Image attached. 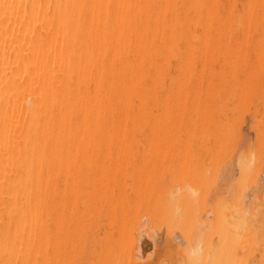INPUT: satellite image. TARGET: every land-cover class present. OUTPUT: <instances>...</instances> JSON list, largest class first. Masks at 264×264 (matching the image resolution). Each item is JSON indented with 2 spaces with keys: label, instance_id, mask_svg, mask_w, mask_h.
Here are the masks:
<instances>
[{
  "label": "bare ground",
  "instance_id": "1",
  "mask_svg": "<svg viewBox=\"0 0 264 264\" xmlns=\"http://www.w3.org/2000/svg\"><path fill=\"white\" fill-rule=\"evenodd\" d=\"M248 106L264 0H0V264H264Z\"/></svg>",
  "mask_w": 264,
  "mask_h": 264
},
{
  "label": "rangeland",
  "instance_id": "2",
  "mask_svg": "<svg viewBox=\"0 0 264 264\" xmlns=\"http://www.w3.org/2000/svg\"><path fill=\"white\" fill-rule=\"evenodd\" d=\"M251 107H252V108H251ZM249 108H250V109H249ZM252 109H253V106H248V107H247V110H245V108L243 109L244 112H243V110H242V111L240 110L241 113H238L239 110H237L236 112H234V115H235V116L233 115L234 119H235V117L237 116L236 113L241 114V116H242V114H243L242 117L239 115L241 118L238 116V117H236L235 120L233 119V120L235 121V125H236L237 122H239V120H241V121L243 120V121H242L243 125L240 126V124H242L241 121L236 125V126L239 125V126H238V130H237V133L239 134V135H238L239 138H237L238 136H236V138H237L236 140H238V139L240 140L241 137H242V139L240 140L241 143H238V142H240V141H237V144H238V145H234V147H235L236 149L234 150V147H233L234 154H233V151H232V153H231V155H230V159H231V160L234 159V158H236L237 155H240V154L242 155V153H243V156H244V154L246 155V152H247L248 150H249V151L252 150V151L254 152L253 149L255 148V151H256V147L258 148V146H256L257 143H259V144L261 145V142H263V143H262V147H264V140L261 141V142H258V141L260 140V139L258 138V137H259V133H260L259 129H258V132H259V133H257V128L260 127V130H261V128H262L263 125H264V124H263V121H262V120H264V119H263V118H260V117H262V116L264 117V115H263V113H262V110H259L260 113L258 112V110H257L256 113H254V109H253V110H252ZM249 110L253 111V112H251V114L254 113L256 117L254 116V114H252L253 116H249V113H248V112H250ZM240 111H239V112H240ZM242 112H243V113H242ZM245 112H246V113H245ZM246 114H247V115H246ZM256 114H261L262 116H261V115H256ZM245 115H246V116H245ZM244 116H245V117H244ZM257 116H258V118H259V119H258L259 123H258V121H257V123H256ZM243 117H244V118H243ZM238 118H240V119L238 120ZM251 118H253V119H251ZM255 118H256V119H255ZM249 119H251V121H250ZM236 121H237V122H236ZM261 121H262V122H261ZM250 123H251V124H250ZM249 124H250V126H249ZM257 124H260V126L257 125ZM262 124H263V125H262ZM235 125H234V126H235ZM256 125H257V126H256ZM261 125H262V126H261ZM236 126H235V127H236ZM251 126H252V127H251ZM258 126H259V127H258ZM240 127H241V128H240ZM236 128H237V127H236ZM250 128H251V130H250ZM253 128H254V129H253ZM255 128H256V133L258 134V137L255 136V135H257V134L255 133ZM262 129H263V128H262ZM261 132H262V130H261ZM263 134H264V132H263ZM243 135H244V136H243ZM240 136H241V137H240ZM260 136H261V135H260ZM262 136H263V139H264V135H262ZM262 136H261V138H262ZM254 138H257V139H258V140H256L257 142L255 141ZM236 140H235V143H236ZM242 140H243L244 142H243ZM246 140L248 141L247 144H246ZM261 140H262V139H261ZM253 141H254L256 144L253 145V143H252ZM244 143H245L244 147H247V145H248V147H247V148H249L248 150H247V148H245V149H244V147L242 148V145H243ZM251 144H252V145H251ZM240 145H241V146H240ZM251 146H253V147L250 149ZM254 146H256V147H254ZM237 147H238V148H237ZM240 148H242V149H240ZM243 149H244V151H243ZM259 149H261V152L263 153V157H262V153L260 152ZM262 149H264V148H261V146H260V148H258L257 152L259 151V154L261 153V154H260V156H261V162H262V165H264V161L262 160V159H264V151H262ZM246 150H247V151H246ZM249 151H248V153H249ZM252 151H251V153H253ZM248 153H247V154H248ZM251 153H250V155H251ZM241 155H240V156H241ZM232 156H233V157H232ZM230 159L228 160L229 162L227 161V162L225 163L226 166H228L227 168L225 167V164L223 165V166L227 169V170L225 169L226 171H228V169H230V170L228 171L229 173L226 172V171H221V169H222V170L224 169L223 166L220 168V170H219V172H218L220 175L222 174V173H220V171L223 172L224 174H223V176H219V178H217V179L220 181V183H219V181H218L217 179H216L217 181L215 180L216 183L219 184V185H216V186H215L216 189H214V186H213V189H214V190H213V193H214V194L217 192V189H218V190H220V192H217L216 195L218 196V194L220 193L222 196H225V195H226L225 193H226V191H227V190H225V189H227L228 186H230V185H228V184H229L232 180H233L234 183L231 182L230 184H231V186H232V184H233V186L235 187V189H236V187H237V189H236L237 191L239 190V188H240V190H241V188H242V189L244 188L245 190H248V191H249V192L246 191L247 193H246V195H245V198H246V196H247L248 198H251V196H254L255 193H256L258 190H259V191H260V190H262V191L264 190V189H263L264 187H262V186H264V184H261V185H262V186H261L262 188L258 187V185H260V183H264V182H263L264 180L261 182V180L263 179L262 176L264 175V167H262L263 170L260 169V171H259V172H261V173H260L261 175L258 174V175L261 176V177L257 176L256 179H255L256 184H255V183H252V185L255 184L258 188H257L255 185H253L254 188H255L256 190L253 189L252 186H250L252 189H251V188H250V189H249V188L246 189L247 187H246V188H245V187H242V186H240V184H239V181H240V180H239V174L237 173V170H235L236 166L234 165V164H235V162H234L235 159L232 160V161H231ZM172 163L174 164V162H172ZM227 163H229V164L227 165ZM173 164H172V165H173ZM230 164H231L232 166H231ZM169 165H171V164H168V159H167L165 167H168ZM229 166H230L231 168H230ZM206 167H207V166H206ZM260 167H261V166H260ZM209 168H210V166L207 167V169H209ZM233 169H234V170H233ZM231 171H232V172H231ZM233 171H235V172H233ZM225 172H226V173H225ZM227 173H228L229 175H227ZM232 173H233V174H232ZM219 174H218V175H219ZM262 174H263V175H262ZM206 175H209V174L206 173ZM224 175H225V176H228L227 179H226V177H225ZM231 175H234V176L231 177ZM236 175H237V176H236ZM164 176H165L164 179H166V181L164 180V183L166 182V185H168V184H169V175H168V173H165ZM166 176H167V178H166ZM235 176H236V177H235ZM217 177H218V176H217ZM222 177H224L225 179L223 178V180H222V179H221ZM258 177H259V179H260L259 184H257V183H258V180H259V179H257ZM230 178H233V179L229 181ZM261 178H262V179H261ZM234 179H235V180H234ZM224 180H226V181H225V182H226L225 186H224L223 184L221 185V183H222ZM236 180H238V181H236ZM253 181H254V180H253ZM223 183H224V182H223ZM237 183H238V184H237ZM234 184H235V185L237 184V185L235 186ZM214 185H215V184H214ZM217 186H218V187H217ZM221 186H222V187L224 186V188L222 189ZM233 186H232V187H229V189H228L229 192L227 191V193H229L230 196L227 194V195L224 197L225 200H226V198H227V201H228V202H231V201H232V204H233V194H232V193H234V190H235V189L233 188ZM219 187H221V188L219 189ZM226 187H227V188H226ZM232 188H233V189H232ZM215 190H216V192H215ZM231 190H233V191H231ZM240 190H239V191H240ZM245 190H244V191H245ZM252 190H255L256 192L252 194V192H251ZM224 191H225V192H224ZM239 191H238V192H239ZM241 191H243V190H241ZM244 191H243V193H244ZM259 191H258V194H259ZM262 191H261L260 193L264 195V191H263V193H262ZM211 192H212V191H211ZM211 192L208 193V194H209V199H208L209 202H207V206H208V207H211V205H212L213 202H214L213 200H211V198H213V197H211V196H214V194H213V195H210ZM223 192H224V193H223ZM238 192L235 191V193H236V194H239V195L242 193V192H241V193H240V192L238 193ZM250 192H251L252 195H250ZM243 193H242V194H243ZM208 194H207V195H208ZM220 194H219V195H220ZM223 194H224V195H223ZM258 194L256 193V197H257ZM239 195H238V196H239ZM243 195H244V194H243ZM243 195H240L239 197H241V196H243ZM259 195H260V194H259ZM263 195H262V196L260 195L261 198H260V196H258V197H259L258 199L254 196V198L257 199V201H255V204L258 205L259 203H261V202L264 200V196H263ZM227 196H228V197H227ZM234 197H235V195H234ZM236 197H237V195H236ZM236 197H235V199H234V200H236V202H238L237 200H241V199H242V198H241V199H240V198L238 199V198H236ZM243 197H244V196H243ZM262 197H263V199H262ZM207 198H208V197H207ZM231 198H232V199H231ZM248 198H247V199H248ZM214 199H215V198H214ZM229 199H231V200L229 201ZM247 199H246V200H247ZM255 199H254V200H255ZM260 199H262V200H260ZM208 200H207V201H208ZM212 201H213V202H212ZM227 201H226V203H227ZM236 202H235L233 205L230 203L232 206L229 205L228 203H227V205H229L230 208H232V207L234 208L236 204L238 205V203H236ZM263 204H264V201H263V203L260 204L261 206L259 205L258 207H262ZM238 206H239V205H238ZM255 206H256V205H255ZM236 207H237V206H236ZM236 207H235V208H236ZM256 207H257V206H256ZM237 208H238V207H237ZM258 209H259V208H258ZM261 209H263V210H260V209H259V210H260V211H264V207L261 208ZM260 213H261V215H264V212H263V214H262V212H260ZM262 218H263V216H262ZM261 220L264 221V219H261ZM162 230H163V231H162ZM159 232H160V233H159ZM159 232H158V233L156 232V234H155V238L158 237V236H160V239H157V238H156V239H157V242H158L157 244H159V246H157V248L160 247V249H161V246L163 245V244H161V243L163 242L161 239H164V229L162 228ZM158 234H159V235H158ZM157 235H158V236H157ZM176 235H177V233L174 234V236H176ZM159 241H160V242H159ZM157 244H156V245H157ZM156 245H155V247H156ZM163 246H164V245H163ZM163 246H162V247H163ZM155 247H154V250H155ZM164 247H165V246H164ZM165 248H166V247H165ZM165 248H163V249H165ZM160 249H158V250H160ZM155 251H156V250H155ZM159 252H160V251H159ZM152 253H155V252H153V250H152ZM156 253H158V251H157ZM160 253H161L162 256H161V255H158L159 253L156 254V255H158V256L154 255V256L156 257V259H154L153 254L151 255V253H150L149 256H152V257H153V259H151V257H150V260H151V261H152V260H153V261L155 260V263H156V264L159 262V259H162V260H163V261H161L160 264H163L164 262H165V264H173V263L176 264V261H177V260H176V257H175L176 253H175L174 251H172V252L166 251V252H165V250L162 251V249H161V252H160ZM163 255H165V257L167 258L166 261L164 260ZM159 256H161V257L159 258ZM157 257H158V258H157ZM150 260L147 261V262H148V263L151 262ZM168 260L170 261V263H169ZM155 263H153V264H155ZM151 264H152V263H151ZM158 264H159V263H158Z\"/></svg>",
  "mask_w": 264,
  "mask_h": 264
}]
</instances>
